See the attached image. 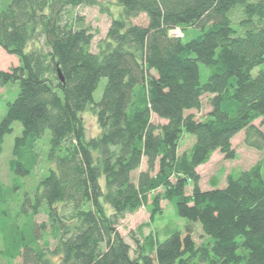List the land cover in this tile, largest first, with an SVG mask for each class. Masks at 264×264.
I'll use <instances>...</instances> for the list:
<instances>
[{"label": "trees", "instance_id": "obj_1", "mask_svg": "<svg viewBox=\"0 0 264 264\" xmlns=\"http://www.w3.org/2000/svg\"><path fill=\"white\" fill-rule=\"evenodd\" d=\"M116 5L117 13L100 0H0V48L19 61L0 70V90L19 87L0 123V152L13 125L23 129L9 162L15 184L37 169V144L51 135L49 175L33 199L16 201L21 187L0 182V261L264 264V132L254 126L264 124V0ZM82 7L111 18L98 52L97 33L77 13ZM141 16L146 25L134 23ZM205 97L210 111L199 120L191 111ZM88 107L101 128L92 138L81 118ZM243 131L262 158L230 172L225 187L215 177L203 190L198 168L216 152L235 160L232 141ZM185 136L195 142L180 152ZM163 202L183 227L169 222L133 250L120 221L143 207L154 220ZM42 212L47 221L37 223Z\"/></svg>", "mask_w": 264, "mask_h": 264}, {"label": "rangeland", "instance_id": "obj_2", "mask_svg": "<svg viewBox=\"0 0 264 264\" xmlns=\"http://www.w3.org/2000/svg\"><path fill=\"white\" fill-rule=\"evenodd\" d=\"M104 5H107L112 8V10L117 13L116 0H100ZM77 13L84 18L85 23L92 27V29L97 33L92 45L93 52H98L99 43L103 41L111 25V18L101 13L97 7H82L77 10ZM134 23L138 25H146L147 19L145 16H141L138 19L134 20ZM174 34L181 35L180 31H176ZM18 59L15 56L7 54L2 48H0V70H10L11 68L18 65ZM106 80H103L94 95V100L96 102L100 101ZM19 93V87L16 86L13 89H4L0 90V123L2 122L4 116L6 115V106L8 101L14 100ZM210 111V106L207 101V97L203 99L202 109L199 111H191L197 119H204L207 113ZM82 121L85 125L87 131V137L92 138L100 134L101 128L98 124L97 117L92 112L91 108L88 107L81 115ZM154 123H164L158 118H153ZM254 126L264 132V124L261 120L254 122ZM22 126L20 123L16 122L13 125V133L5 136L4 144L2 151L0 152V182L2 185L9 189H15L16 187H21L20 189L15 190L17 193V200H24L26 194L30 195V198H34V193L36 192L39 184L49 175V165L47 162L49 144H50V132H47L42 140L37 144V152L39 153V164L37 169L29 176L23 179H19L14 183V176L11 174L9 169V162L13 158V148L15 139L22 135ZM246 132L243 131L238 134L232 141L233 147L236 150L237 158L235 160H227L220 153L216 152L211 157L210 162L200 166L198 168V173L200 174V187L203 190L211 189L210 181L217 177L221 180L220 187L223 188L226 186V177L230 172L235 170H249L252 168L263 156V152H260L256 149L250 148L245 143ZM195 142L194 137L185 136L182 141L180 152H183L189 149L192 144ZM145 167V165L143 166ZM137 177V173L133 174V180ZM104 183V179L102 180ZM15 184V186H14ZM192 184L186 187V193H192ZM8 197V194H6ZM15 196V195H14ZM11 211L14 213V210L17 208L16 203L10 204ZM0 208H3L0 206ZM107 208V213L110 215L112 210L109 206ZM163 213L156 217L154 220H151L150 210L148 208H141L134 214H128L123 220L120 221L118 225V231L122 238L133 248L136 249V240L142 241L143 237L149 235L151 232H161V230L169 223L173 222L183 227L184 221L178 220L173 212L172 207L167 203H162ZM37 223H43L47 221V216L44 212L35 217ZM6 223V222H4ZM7 224V223H6ZM202 231L198 225L193 226V236L197 244L202 243L205 238L202 237ZM1 242V235H0ZM134 256V254H133ZM6 264V261H0V264Z\"/></svg>", "mask_w": 264, "mask_h": 264}, {"label": "water", "instance_id": "obj_3", "mask_svg": "<svg viewBox=\"0 0 264 264\" xmlns=\"http://www.w3.org/2000/svg\"><path fill=\"white\" fill-rule=\"evenodd\" d=\"M59 76H60L61 80L64 81L63 77L61 76V73H59Z\"/></svg>", "mask_w": 264, "mask_h": 264}]
</instances>
